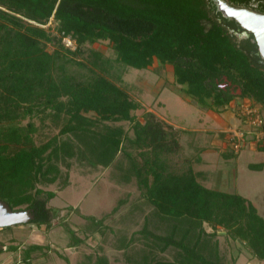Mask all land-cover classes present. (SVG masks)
Segmentation results:
<instances>
[{
	"label": "trees",
	"instance_id": "16d2710c",
	"mask_svg": "<svg viewBox=\"0 0 264 264\" xmlns=\"http://www.w3.org/2000/svg\"><path fill=\"white\" fill-rule=\"evenodd\" d=\"M211 4L212 0H0V198L14 209H32L29 222L48 226L57 208L47 201L56 191L38 183L57 179L59 161L77 155L109 165L121 150L127 158L123 168L120 160L117 163L121 178L134 176L154 215L169 222L168 232H151L154 238L147 245L179 248L173 259L144 250L129 256V264H224L217 241L211 240L218 226L264 259V217L252 201L236 191L206 186L190 160L179 171L170 168V154L181 147L170 124L151 110L143 111L142 120L135 117L132 109L140 103L105 75L109 58L101 51L89 50L90 64L76 56L86 41L108 39L116 59L127 65L147 67L154 57L171 64L175 81L203 106L223 107L234 97L221 82L236 85L241 96L264 104V63L237 44ZM50 17L53 30L43 26ZM66 35L73 47L63 41ZM35 108L49 109L54 118H61L59 133L68 136L53 135L36 143L34 122L20 123ZM120 120L130 121L132 135L122 124L110 122ZM258 148L264 150V140ZM262 165L248 163L254 169ZM203 222L214 230L206 231ZM3 244L0 240V251ZM41 247L36 242L26 245L23 264H33L32 253ZM95 264H108V259L98 254Z\"/></svg>",
	"mask_w": 264,
	"mask_h": 264
},
{
	"label": "rangeland",
	"instance_id": "374dc122",
	"mask_svg": "<svg viewBox=\"0 0 264 264\" xmlns=\"http://www.w3.org/2000/svg\"><path fill=\"white\" fill-rule=\"evenodd\" d=\"M54 25L52 17L43 24L50 30L54 29ZM68 45L73 47L74 42ZM47 48L51 49V45L47 44ZM92 48L109 58L105 75L140 103L139 107L132 109L136 118L142 120L143 111L151 110L158 118L170 124L178 139L182 131L179 130V125L189 128L199 126L195 115L198 111L197 103L182 95L183 90L175 81L171 64L161 63L154 57L147 67L127 65L116 59V53L108 39L86 41L82 44V51L76 56L90 64L87 58ZM81 70L85 71L86 68L82 67ZM248 100L237 95L231 101L237 105L239 101ZM260 112L264 117V104L260 105ZM86 113L95 115L93 111ZM28 120L34 122L32 135L36 143L53 135H58L59 138L68 136L59 133L62 119L54 118L49 109L35 108L31 114L21 118L20 123L25 124ZM110 122L122 124L129 135L133 134L130 121ZM186 132L189 133L188 130ZM255 145L258 150L260 143ZM247 146L243 148L246 149ZM190 157L191 153L185 152L181 145L180 150L170 154L169 166L179 171L186 166ZM118 160L122 168L127 163L121 150L109 165L91 163L87 158H79L77 155L66 157L65 161L60 160L61 171L57 179L38 183L44 189L56 191L47 201V205L57 208L56 215L51 217L48 226L24 221L0 227L3 242L16 247L12 249V256L5 264H23L22 250L32 242L42 245L32 253L33 264H95L98 254L105 255L108 264H129V256L136 257L141 251L148 249L156 257L176 258L179 248L175 245H168L164 250L159 249V245H147L154 238L151 232H168L169 222L154 215L153 205L141 194L134 176L128 181L121 178L122 168L117 165ZM249 160L264 163V150L257 154L244 151L238 159L232 158L230 164L233 175L222 189L246 195L264 217V168H249ZM86 215H93L102 222L93 223ZM145 222L147 225L143 228ZM202 224L206 231L214 230L207 222ZM214 232L211 240L217 241L219 260L224 264H264V259L250 252L240 239H233L222 227L218 226ZM123 242L128 244L121 246Z\"/></svg>",
	"mask_w": 264,
	"mask_h": 264
},
{
	"label": "crops",
	"instance_id": "0c3cea01",
	"mask_svg": "<svg viewBox=\"0 0 264 264\" xmlns=\"http://www.w3.org/2000/svg\"><path fill=\"white\" fill-rule=\"evenodd\" d=\"M182 95H185L188 100L197 103L198 111L195 115L199 122V126L189 128L184 125H179V130H182L179 134V142L183 146L185 152L191 153L190 162L193 169L196 171L198 179L206 186L227 190L222 188L227 186L226 181L231 180L233 175V167L230 164V160L232 158L238 159L240 153L244 151L257 154V152L263 150H257L255 144H248V146L245 147L246 149L242 148L238 152L230 149L225 137V131L229 128L241 125L235 102L231 101L232 99L223 107L212 108L199 104L190 95L188 96L185 91H182ZM260 105L263 104L260 103ZM186 130H188L189 133H187ZM253 161L254 160H249L247 166L249 162ZM262 168H264V163L260 169ZM244 196L247 197L246 195ZM0 240L4 241L1 237ZM9 246L12 245H6L5 242L2 245L3 249L0 251V264H5L9 257L12 256L11 251L13 247L10 248ZM20 264L22 263L20 262Z\"/></svg>",
	"mask_w": 264,
	"mask_h": 264
},
{
	"label": "water",
	"instance_id": "95a60500",
	"mask_svg": "<svg viewBox=\"0 0 264 264\" xmlns=\"http://www.w3.org/2000/svg\"><path fill=\"white\" fill-rule=\"evenodd\" d=\"M215 2L224 16L234 18L240 25L254 33L264 59V13L248 6L232 4L228 0H215ZM33 217L32 209H14L7 201L0 198V227L29 221Z\"/></svg>",
	"mask_w": 264,
	"mask_h": 264
},
{
	"label": "built area",
	"instance_id": "2783aa9c",
	"mask_svg": "<svg viewBox=\"0 0 264 264\" xmlns=\"http://www.w3.org/2000/svg\"><path fill=\"white\" fill-rule=\"evenodd\" d=\"M63 41L68 45L73 39L66 35ZM246 102L239 101L235 104L240 126L229 128L225 137L231 150L238 152L248 144L261 143L264 140V117L260 112V103L249 97Z\"/></svg>",
	"mask_w": 264,
	"mask_h": 264
},
{
	"label": "flooded vegetation",
	"instance_id": "af4514ba",
	"mask_svg": "<svg viewBox=\"0 0 264 264\" xmlns=\"http://www.w3.org/2000/svg\"><path fill=\"white\" fill-rule=\"evenodd\" d=\"M230 3L235 5H244L248 6L250 8H253L257 11L264 13V0H249L247 3H234L230 0H228ZM212 7H213V13L216 16V18L221 21L228 29L230 34L232 35L233 39L237 42L238 45H242V47L247 50V52L250 55H255L260 58V61L264 63V59L262 57L259 44L257 42V39L253 32L250 30L244 28L238 21H236L232 17L224 16L220 10H218L215 0H212ZM219 12V14H218ZM223 85H220L223 88H228L234 96H241L240 92L241 90L239 87H237L234 84H229L228 82H223ZM246 97V96H241Z\"/></svg>",
	"mask_w": 264,
	"mask_h": 264
}]
</instances>
